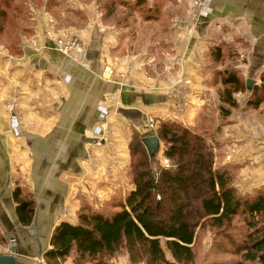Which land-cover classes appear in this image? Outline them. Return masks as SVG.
<instances>
[{
    "label": "crops",
    "instance_id": "crops-1",
    "mask_svg": "<svg viewBox=\"0 0 264 264\" xmlns=\"http://www.w3.org/2000/svg\"><path fill=\"white\" fill-rule=\"evenodd\" d=\"M37 3L30 5L33 18L27 25L29 38L16 51L0 46V225L11 253L29 264H38L40 252L50 247L53 229L67 204L73 203L79 209L81 198H88L100 207L110 194L134 189L128 186L127 171L129 143L135 129L148 132L150 118L159 121L165 117L195 126L205 106L210 111L220 106L215 89L218 84L211 80L224 67L209 55L206 38L211 30L217 28L214 40L222 36L215 32L220 26L224 27L220 30L223 34L234 36V28L230 31L227 26L239 25L248 48L238 52L235 67L239 66L246 79L256 82L264 70V0H207L196 20H187L186 11L179 13L176 30L168 23L161 32L160 22L150 21L152 33L145 40L157 45L156 56L165 66L163 73L154 67L153 75L147 74L139 58L133 59L136 64L128 71L133 62L126 53L130 50V36L126 34L130 28L102 22L103 9L98 0ZM61 17H72L76 22H61ZM48 30L78 34L87 46L89 63L62 54ZM161 43L164 47L160 53ZM107 63L115 69L112 75L103 72ZM182 80L188 82L185 89L190 96L187 116L178 104ZM242 95L240 101L249 92ZM240 108L217 133L220 148L215 165L230 163L224 156L227 149H233L234 161L241 168H258V176L251 181L245 177L239 187L254 188L257 181L263 186L264 175H259L264 173V125L257 123L254 115L248 118V111L244 113ZM216 117L223 122L219 114ZM104 121L110 122L118 134L121 157L115 160L102 144ZM245 147L249 150L244 151ZM17 186L29 187L37 200L29 226H24L17 214L13 199ZM115 264L130 263L123 256Z\"/></svg>",
    "mask_w": 264,
    "mask_h": 264
},
{
    "label": "trees",
    "instance_id": "trees-1",
    "mask_svg": "<svg viewBox=\"0 0 264 264\" xmlns=\"http://www.w3.org/2000/svg\"><path fill=\"white\" fill-rule=\"evenodd\" d=\"M135 4L145 7L146 0ZM23 7L19 36L30 33L26 2L0 0V23L4 26L8 25V16L19 17ZM215 40L217 47L210 57L215 63L227 62L217 72L222 88L218 113L227 124L230 121L226 119L241 105L237 93H250L248 109L256 110L264 104V70L250 90L247 79L235 67L238 55L234 49L241 40L246 45L248 42L241 37ZM15 46L11 47L16 51ZM210 113L205 106L196 126L161 122L156 133L164 143V157L171 162L167 167L159 166L150 155L144 136L135 135L130 144L135 188L124 197L112 196L103 210L84 202L75 223L63 220L53 229L50 247L42 259L49 264H61L72 257V264H112L114 258L124 256L130 264H196L202 233L209 232L218 238L219 255L238 258L233 263L213 264H264V189L243 194L235 184L240 165H215L220 148L217 133L222 126L212 127L214 114ZM13 199L21 223L31 225L37 202L34 195L17 186ZM0 234L8 244L5 234Z\"/></svg>",
    "mask_w": 264,
    "mask_h": 264
},
{
    "label": "rangeland",
    "instance_id": "rangeland-1",
    "mask_svg": "<svg viewBox=\"0 0 264 264\" xmlns=\"http://www.w3.org/2000/svg\"><path fill=\"white\" fill-rule=\"evenodd\" d=\"M80 1H83L84 3H86L90 0H88V1L87 0H80ZM206 1L207 0H203V4H202L203 7H204ZM22 2H24V3L26 2L27 7L30 10L31 9L30 5L33 3H37L38 0H25ZM136 2H137V0H98V4L101 6V9H103L102 14H101L102 15L101 20H102V22H103V20H105V22L110 24V25H112V24H115V25L124 24V25H126V27L130 28V29H127V31H126V34L128 36H130V38L128 39V42H127V46L129 47L130 50L128 52H126V53L130 54L129 59H131V61H133L134 58H135V60L138 58L140 60H142V61H138V62H140V64L142 66L144 65L146 67L145 70H146L147 74L153 75L155 73L154 67H156V71H158L159 73H163L165 70V69H162V67H165V66H163L164 63L163 64L159 63L160 60H158V57L156 56L158 52L155 53L157 45L156 44L153 45L151 43L148 44L147 40H145L152 33V29L150 27L149 22L150 21L160 22L159 23V29L161 30V32H163L164 26H166L168 23H170V25H169L170 28L174 27L176 25L178 26V24L181 20L180 19L181 17H179L177 15L179 13H181L182 11H184V12L186 11L187 20H191V21H193L194 19L196 20L197 17H196V15H194V9H193V7L195 6L194 3L196 2V0H146V6L140 7V8H138L137 6L135 7ZM203 7H202V9H203ZM24 10H25V7H23V11L21 12V15H19V17H16V18H15V15L11 16V14H10L8 16L9 22H8L7 26L6 25L4 26L2 23H0V46H4L5 48H9L11 46L14 47L16 45L15 47L17 48L18 45L19 46L22 45L24 43V41H26V39L29 38L27 34L25 35V34L21 33L19 36V27L18 26H19V23L20 24L22 23V16L25 14ZM29 17H30V20H32L33 17L31 15V12H30ZM60 19H61V22L64 21L65 23L76 22V20L72 17L70 19H66V18L61 17ZM59 26H61V28L67 27V25H59ZM227 27L231 28L230 31L234 28L235 35L234 36H227L226 34H223L224 32L220 31V30H222L224 27L220 26L218 28V31H215V32H218L216 35H218V34L222 35L220 37V40H222V41H224V40L225 41H234L237 38L243 37V35L240 34V31H242V29L240 30L239 25H237V26L234 25L233 27H231L229 25ZM243 27H245V26H243ZM174 29H175V27H174ZM214 30H217V28L216 29L214 28ZM214 30H211L212 32L206 38L208 40L207 43L210 44L209 48H210L211 52L214 51L213 48L217 47L216 46V44H217L216 40L212 39V35H214V33H213ZM237 31H239V32H237ZM245 31H246V33H248L247 27H245ZM46 32L48 35H49V33H51V35L53 37H56V36H63V37H65V36H69V37L76 36L83 42L81 37L78 34H76L75 32H66L63 30L61 31L62 32L61 34H58L57 30H56V33L53 31H50V30H48ZM137 33H139V36L137 38H135ZM83 44L85 45L84 42H83ZM163 47H164L163 43H161L160 51H159L160 53L162 52ZM235 47H236V51L238 54V52L240 50L242 51L245 48L247 49L248 45L244 44L241 40L239 44L234 46V49H235ZM173 48L174 47L167 48V51H168L167 53H169L171 51V49H173ZM165 50L166 49H164L163 54L165 53ZM211 52H209V55L211 54ZM133 54H135V56L132 57ZM167 57H170V56H167ZM176 57H178V55H176ZM165 62H166V64H168V62H170V61L168 60ZM210 63L212 64V62H210ZM226 63L227 62L222 63L220 67H225ZM238 63H239V61L237 60V64ZM133 64H136V61L129 63V65H128V71L129 72H131V65H133ZM213 64L215 66H218V64H215V63H213ZM106 67H110L112 72H114V70H115V69H113V67L110 64L107 63L104 65L103 72H106V70H105ZM237 67H239V66H237ZM149 71H151V73H148ZM262 73H263V71L259 75H261ZM110 75H112V74H110ZM218 81H220V78L217 77V74H215L213 79L211 80V82H213L214 84H216V83L218 84L217 86L215 85V89H217V94L220 96L219 92L222 88L219 86ZM182 83L183 84H182V87L180 88L181 92L179 93L180 97H179L178 104H179V107L181 108L182 114L187 116V114L189 112V108H190V105H189L190 104V96L188 95V92L185 88H186L188 82H186L185 80H182ZM241 93H245V92H241ZM250 98H251L250 93L247 96V98L242 100V101H240L241 98H238L239 103H241L240 107L242 106V108H240V109L243 110L244 113H246L248 111V113H247L248 118H251V116L254 115L253 117L258 119L257 123H261V125H264V104H262L261 107L257 108L256 110L248 109V108H246V104H247L246 102ZM218 106L219 105L214 106V108L212 109V111L210 113V114H214L213 115L214 118L212 120V121H214V123H212V126H213V124L215 126L217 124L219 126H225L226 125L225 123H223V122L219 123V121H217L216 116H217V114H219L217 111ZM234 111H236V110H234ZM234 111H233V113H234ZM153 119H154V121H156V123H154V122L150 123L151 121L148 120L149 121V131L148 132H141V131L136 130V129L133 131V134L131 136L132 139L129 143V151H130V144L133 141L135 135H137V134L140 136L142 135V136H144V138L147 136H151V134L157 135L156 132L158 131L162 121H165V120H167V121H178L173 117L172 118L165 117L159 121H157L156 118H153ZM200 120L201 119L199 116L197 118L196 124ZM196 124H195V126H196ZM101 130H102L101 137H102L103 147L107 149V151L110 153V155L113 157L114 160L121 157L120 152H119V145H117V143H118L117 135L118 134H117L115 127H113V126L111 127L110 122L104 121V124L102 125ZM150 130H152V132ZM150 132H151V134H149ZM263 137H264V132H263ZM243 143H245V142H243ZM238 144L241 145V142L239 141ZM252 148H251V150H252ZM163 149H164V143L161 140L160 150H159V152H157L154 155L159 166H161V165L164 166L163 159L166 158V157H164ZM247 149H248V147H245L244 151H247ZM227 151H228V149L226 150V156H224L225 161L228 162L227 161V159H228L229 162L233 166H235L238 163L236 160L234 161V158H235L234 153L235 152L233 151V149L229 150L228 152ZM229 156H230V158H228ZM223 160H224V158H223ZM131 163H132V153L130 152V162H129L128 171H127L129 182H130V184H128V186H132L135 188V184H134V182H132L133 178L131 175V172H132V169L130 167ZM170 163L171 162L169 159V165H170ZM256 169H258V168L257 167H245V169H243V168L239 169L240 171H238V173H237L235 184L238 186V189L241 193L244 194V192H248V193L254 194L259 189H264V185L263 186L258 185L259 184L258 181H257L256 187H254V186H253L254 188L249 187L252 189H249L248 187H243V189H241L239 187V185L243 186V180H245V177L250 179L248 181H251L253 176H255V175L258 176L256 173ZM262 175H264V173L260 174L259 176H262ZM251 184H253V182H251ZM257 186H259V187H257ZM24 188L26 189V192L29 195H31V194L34 195L32 190L29 187L28 188L24 187ZM130 191H128V192H130ZM128 192L124 193L123 191H121V192L110 194L111 196H107L105 202L100 207H97L96 205H94L95 203H92V200L89 203H90V205L91 204L93 205L94 209L103 210L104 208H106L107 202L111 199L112 196L122 194L124 197ZM81 200H82L81 203L83 204L84 202H87L89 199L88 198H86V199L81 198ZM81 206L79 207V209H75L73 203L67 204L65 207L66 210L64 209L66 216L63 215L62 219L59 221V223L63 220L75 223L79 218L78 211L80 210ZM0 232H3V230L1 229V225H0ZM3 234H5V232H3ZM5 236H6V234H5ZM6 238H7V236H6ZM217 240H218V238H214V235H212L209 232L202 233L201 239L199 241L200 246H198V252L200 253L199 254L200 259L197 262H195L196 264H213V263H215V261H223V262L233 263L234 261H236L238 259V258L231 256V255L230 256L219 255L218 251L216 249ZM11 249H12V247H10V242L8 241V244H6L4 239L2 240V235L0 234V254L1 253H11V251H12ZM72 258L66 259V261L62 262L61 264H72V262H73ZM119 258H123V257L119 256V257L114 258L112 260V264H115V262L117 260H119ZM42 261L44 262V264H49L48 262H46L44 260H42ZM36 262L37 261L35 260V263ZM246 264H258V263H249L248 262Z\"/></svg>",
    "mask_w": 264,
    "mask_h": 264
},
{
    "label": "built area",
    "instance_id": "built-area-1",
    "mask_svg": "<svg viewBox=\"0 0 264 264\" xmlns=\"http://www.w3.org/2000/svg\"><path fill=\"white\" fill-rule=\"evenodd\" d=\"M203 0H196V2L194 3V15H196V17H198V15L200 14V10L203 7ZM195 17V18H196ZM49 37L53 39V42L55 44V47L65 56H68L69 58H73L75 60H77L78 62H81L82 64H88L89 61H87L86 58V54H87V47L83 44V42L76 36H56L53 37L51 35V33H49ZM106 73L111 74L112 70L110 67H106ZM243 93H237L235 96L237 98H241ZM150 123L154 122L156 123V121H154L153 118H150ZM231 156V155H230ZM230 156L228 158H230ZM163 164L164 166H169V159L166 157L165 159H163ZM66 210V208H65ZM64 210V211H65ZM66 213L64 212L63 215H65ZM66 216V215H65ZM43 259H37V261L40 264H43L44 262L42 261Z\"/></svg>",
    "mask_w": 264,
    "mask_h": 264
},
{
    "label": "water",
    "instance_id": "water-1",
    "mask_svg": "<svg viewBox=\"0 0 264 264\" xmlns=\"http://www.w3.org/2000/svg\"><path fill=\"white\" fill-rule=\"evenodd\" d=\"M254 79H247V88L250 90L255 84ZM147 150L149 151L150 155H155L160 150L161 146V139L159 136L155 134H151V136H147L143 139ZM15 249V247H13ZM45 251V250H44ZM40 252L38 255V259H42L41 255L43 252ZM0 264H29L26 261H22L17 255H14L12 253H1L0 254Z\"/></svg>",
    "mask_w": 264,
    "mask_h": 264
}]
</instances>
